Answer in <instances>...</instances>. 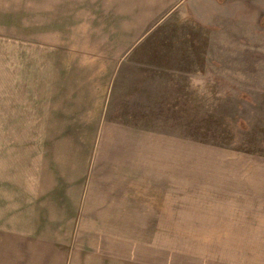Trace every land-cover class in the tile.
Returning <instances> with one entry per match:
<instances>
[{
  "label": "rangeland",
  "instance_id": "1",
  "mask_svg": "<svg viewBox=\"0 0 264 264\" xmlns=\"http://www.w3.org/2000/svg\"><path fill=\"white\" fill-rule=\"evenodd\" d=\"M79 77L98 92L64 94L80 91ZM99 121L120 127H106L109 138L156 135L142 158L164 164L155 175L166 187L136 204L150 208L135 212L125 243L96 248L101 264H264V0L0 1V231L39 222L76 248L68 229L81 227L74 209ZM50 171L68 182L33 202L37 174ZM228 181L252 183V203L223 198ZM42 205L75 220L63 230L35 219ZM87 233L76 264L94 252Z\"/></svg>",
  "mask_w": 264,
  "mask_h": 264
},
{
  "label": "crops",
  "instance_id": "2",
  "mask_svg": "<svg viewBox=\"0 0 264 264\" xmlns=\"http://www.w3.org/2000/svg\"><path fill=\"white\" fill-rule=\"evenodd\" d=\"M20 1L22 3L35 2L36 4L44 2V0ZM26 6L28 7V12L29 6ZM36 8L38 12L43 11L37 6ZM132 35L136 36L138 34L133 33ZM74 80L79 81L78 88L80 91L77 92L73 87L70 92L69 85H67L66 87L68 88H66L64 94H67L69 97H92L94 93L98 92V90L96 91L97 88L90 85L92 82L89 80L82 77ZM73 83L75 84V82ZM74 84L72 85L74 86ZM100 95H102L101 92ZM99 123L100 124L97 125L98 131H96L98 132L96 134V144L92 149L93 153L91 152L88 161H84L87 162L89 170H85L87 172V177L85 176L86 178L84 179V183H86L84 185V190L80 192L81 202L79 208H72L78 215L79 225L81 227L78 229L76 226L73 228L71 226L70 229H68L70 232L69 235L72 237L71 242L76 243V248H74V246L70 247L66 240L62 241L61 234L56 230L55 233H44L43 227L37 222L36 224L29 226V228L32 227V229H36L32 230V232H19L15 230L17 233L7 234L5 231H0V264H29L30 261L28 262L29 259L27 257L30 255V251L36 252L35 254L33 252L31 253L38 257L36 258V262L39 260L41 264H76L77 252H81L82 256L85 257V248L83 249V246L82 249L78 248L79 243L76 236L80 238V236H84L85 234L88 235L89 233L87 232L93 233L92 251L94 252H91L90 255L87 254L90 261H87L86 264H101V253H97L96 248L100 247L101 252L103 251L104 253V244L108 245V243L111 242V239L112 242L125 243L126 232L124 228H129L130 226L135 225V223H133L135 212L142 209L149 210L150 208L143 206L142 208H139L136 204L140 205V203H146L148 198L154 194L165 195L166 187L162 182L164 175H161L158 178V182L155 175L158 166L161 168L164 164H158L157 167L155 166L151 168L154 170L152 171L149 170L151 163L148 162L147 159L142 158L143 156L148 157L151 153V149L155 147L156 135H150V132L142 135L139 134L141 132L138 130L136 135L139 139L137 140L128 139V137L116 139L115 135L117 134L111 131V138H109L110 133L107 132V130H110L109 127H112L111 129L113 131H116L120 127L112 126V123H109L108 121L106 123L99 121ZM106 127H108L107 130ZM153 133L156 134L155 132ZM113 138L116 140L114 141ZM116 150L117 153L121 155V161L111 157V153ZM94 170L99 171H96L95 174L90 172ZM37 177H40L43 181L41 183L37 182L39 186L33 191V194L36 196L35 197L32 194V196H34L33 202L37 200L38 196L43 195L44 197V195L46 196L47 194L52 195L53 184L56 185L55 188H57V190L61 189L62 191V188L59 187V185L64 186L68 182L67 175L55 176L51 171L47 172L45 176H39L37 174ZM62 178L66 182L61 181L60 179ZM221 178L231 179L225 172L221 175ZM224 183H228L229 187H221V195L223 198L228 196V199L232 200L231 196L234 193L239 192L246 202L252 203L253 195L256 196L252 183L246 185V181V184L242 186L236 185L239 188H236L235 185H233L234 183L231 185L230 181ZM44 184H47L48 186L44 187ZM35 190H37V192H35ZM56 195L59 194L57 193ZM140 196H142L143 199L140 198ZM254 202H257V200ZM259 204L263 205L264 202L260 200ZM42 208L43 205L40 206V209L36 210L37 216H34L35 219H38V217L44 218L43 220L51 218V223L60 228L62 227L63 230L66 229L65 225L76 216V213L73 210L72 213H66V216L63 215L62 221L60 210L55 213L50 210V208L45 209V206L43 210ZM77 211H79V213ZM83 221H86L85 227L82 225ZM262 226H264V224ZM263 231L264 229H261L258 234L262 235ZM132 241L134 242L133 239ZM33 245L37 250H32ZM70 248H73L74 250L72 254H70ZM78 263L79 262H77V264ZM79 264L85 263L82 262Z\"/></svg>",
  "mask_w": 264,
  "mask_h": 264
}]
</instances>
